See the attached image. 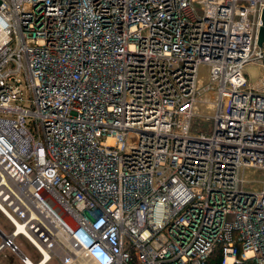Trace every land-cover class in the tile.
<instances>
[{
	"label": "built area",
	"instance_id": "obj_1",
	"mask_svg": "<svg viewBox=\"0 0 264 264\" xmlns=\"http://www.w3.org/2000/svg\"><path fill=\"white\" fill-rule=\"evenodd\" d=\"M263 10L0 0V250L23 235L44 264H207L217 246L264 264V188L244 187L264 169V72L246 71L264 69Z\"/></svg>",
	"mask_w": 264,
	"mask_h": 264
},
{
	"label": "rangeland",
	"instance_id": "obj_2",
	"mask_svg": "<svg viewBox=\"0 0 264 264\" xmlns=\"http://www.w3.org/2000/svg\"><path fill=\"white\" fill-rule=\"evenodd\" d=\"M246 71L249 75L250 80L256 83L262 76L264 69L258 65L250 63L246 66ZM203 112H208L203 110ZM211 121L204 122L199 116L193 121V128L206 130L209 127ZM245 183L244 187L246 190H261L264 188V169L257 167H250L245 173ZM229 219H234V215H230ZM0 224L3 225L6 230L10 231L12 229L11 223L5 218V216L0 211ZM17 243L20 244L22 251L27 253L33 261H38L40 259V254L32 246V244L23 236L20 235L16 239ZM0 264H24L21 261L19 252H14L10 249H6L0 252ZM47 264H60L57 258H53Z\"/></svg>",
	"mask_w": 264,
	"mask_h": 264
},
{
	"label": "trees",
	"instance_id": "obj_3",
	"mask_svg": "<svg viewBox=\"0 0 264 264\" xmlns=\"http://www.w3.org/2000/svg\"><path fill=\"white\" fill-rule=\"evenodd\" d=\"M221 259H222V251H221V246H217L214 249V252L210 255L207 264H221ZM243 264H253L252 261L245 262Z\"/></svg>",
	"mask_w": 264,
	"mask_h": 264
},
{
	"label": "clouds",
	"instance_id": "obj_4",
	"mask_svg": "<svg viewBox=\"0 0 264 264\" xmlns=\"http://www.w3.org/2000/svg\"><path fill=\"white\" fill-rule=\"evenodd\" d=\"M77 237L82 245L90 246L92 244L91 239L88 237L87 231L84 228L77 232Z\"/></svg>",
	"mask_w": 264,
	"mask_h": 264
},
{
	"label": "crops",
	"instance_id": "obj_5",
	"mask_svg": "<svg viewBox=\"0 0 264 264\" xmlns=\"http://www.w3.org/2000/svg\"><path fill=\"white\" fill-rule=\"evenodd\" d=\"M6 218V217H5ZM7 219V218H6ZM8 220V219H7ZM11 232V230L10 231H8V230H6V228L3 226V225H1L0 224V242L2 241V239H3V237H4V233H6V234H9ZM20 245V244H19ZM21 247V246H20ZM6 249H10V250H12V251H14L13 249H11L10 247H4L2 250H0V252H2V251H4V250H6ZM22 250V249H21ZM14 252H16V251H14ZM22 252H24V251H22ZM25 253V252H24ZM27 254V253H26ZM19 255H20V258H21V261L24 263V264H26L23 260H22V256H21V253L19 252ZM30 258V257H29ZM31 259V258H30ZM37 262V261H36ZM39 262V261H38ZM46 264H47V262H46Z\"/></svg>",
	"mask_w": 264,
	"mask_h": 264
},
{
	"label": "water",
	"instance_id": "obj_6",
	"mask_svg": "<svg viewBox=\"0 0 264 264\" xmlns=\"http://www.w3.org/2000/svg\"><path fill=\"white\" fill-rule=\"evenodd\" d=\"M262 20H263V25L260 28V34H259V44L263 45L264 43V10H263V15H262ZM19 252H22L21 250H19Z\"/></svg>",
	"mask_w": 264,
	"mask_h": 264
},
{
	"label": "bare ground",
	"instance_id": "obj_7",
	"mask_svg": "<svg viewBox=\"0 0 264 264\" xmlns=\"http://www.w3.org/2000/svg\"><path fill=\"white\" fill-rule=\"evenodd\" d=\"M0 204H2L1 203V201H0ZM11 249H13V247L10 245L9 246ZM45 261H46V259L45 260H42L41 262H36V261H33L32 259H30V258H28V262H29V264H44L45 263Z\"/></svg>",
	"mask_w": 264,
	"mask_h": 264
}]
</instances>
